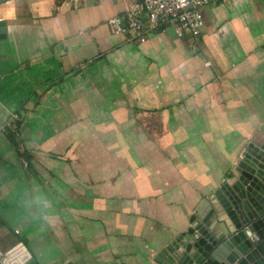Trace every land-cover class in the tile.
<instances>
[{
  "label": "crops",
  "instance_id": "obj_1",
  "mask_svg": "<svg viewBox=\"0 0 264 264\" xmlns=\"http://www.w3.org/2000/svg\"><path fill=\"white\" fill-rule=\"evenodd\" d=\"M142 1L0 0L9 16L0 39V254L15 251V264H159L199 204L234 182L264 124V0L212 2L198 39L173 25L145 41L114 34L109 19ZM111 67L122 72L105 98L115 89L120 105L128 97L142 113L198 126L157 130L156 153L169 157L120 180L119 192H80L79 179L60 178L62 159L49 166L42 149L24 154L21 143L28 149L38 131L46 139L57 129L59 92Z\"/></svg>",
  "mask_w": 264,
  "mask_h": 264
},
{
  "label": "rangeland",
  "instance_id": "obj_2",
  "mask_svg": "<svg viewBox=\"0 0 264 264\" xmlns=\"http://www.w3.org/2000/svg\"><path fill=\"white\" fill-rule=\"evenodd\" d=\"M105 71L102 68L86 72L72 88L59 92L60 103L53 106V112L61 114L57 129L49 131L46 139L43 136L47 131H38L35 143L28 149L24 142L21 143L24 154L26 150L42 149L41 156L47 159L45 162L49 166L57 161L55 159H62L60 178L65 183H71L72 178L79 179V185L74 187L80 192L95 190L100 193L105 189L119 192L120 180L129 183L136 180L137 173L138 177H145L148 175L145 166L152 168L169 157L163 155L160 158L162 155L156 153L157 141L152 138L157 130L198 126L189 120L175 122L172 118L163 121L161 116L142 113L145 107L130 105L128 97L126 106L120 105L115 100L118 95L115 89L111 90L108 99L105 98L104 94L109 91L105 86L108 87L111 80L113 88L117 87L114 84L122 72L115 67ZM175 137L172 138L177 139Z\"/></svg>",
  "mask_w": 264,
  "mask_h": 264
},
{
  "label": "water",
  "instance_id": "obj_3",
  "mask_svg": "<svg viewBox=\"0 0 264 264\" xmlns=\"http://www.w3.org/2000/svg\"><path fill=\"white\" fill-rule=\"evenodd\" d=\"M7 7L0 5V39ZM238 164L234 182L199 204L190 226L160 251L159 264H264V124ZM14 252L0 254V264H15Z\"/></svg>",
  "mask_w": 264,
  "mask_h": 264
},
{
  "label": "built area",
  "instance_id": "obj_4",
  "mask_svg": "<svg viewBox=\"0 0 264 264\" xmlns=\"http://www.w3.org/2000/svg\"><path fill=\"white\" fill-rule=\"evenodd\" d=\"M67 1L79 5L85 0ZM214 1L232 0H143L133 3L126 17L110 18L109 25L114 34L137 41H145L150 31L170 25L176 27L179 36L190 35L198 39L206 24L204 9Z\"/></svg>",
  "mask_w": 264,
  "mask_h": 264
}]
</instances>
